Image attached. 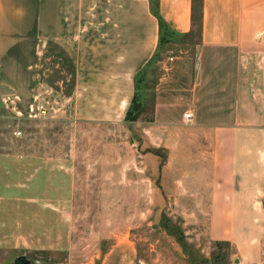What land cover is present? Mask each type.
Here are the masks:
<instances>
[{
    "label": "rangeland",
    "instance_id": "1",
    "mask_svg": "<svg viewBox=\"0 0 264 264\" xmlns=\"http://www.w3.org/2000/svg\"><path fill=\"white\" fill-rule=\"evenodd\" d=\"M179 43L182 49L162 52L146 69L144 110L134 121L126 120L129 108L118 121L79 111L72 63L37 44L30 99L0 95V227L9 231L0 237L18 226L21 239L18 250L0 249V264L23 257L32 264H191L163 229L164 215L183 229L198 264H264V217L240 220L239 246L218 244L224 241L211 235L208 204L191 202L192 195L175 201L185 197L177 186L178 176L185 182V161L170 153L191 141L153 131L150 123L163 80L179 89L177 97L190 94L199 36Z\"/></svg>",
    "mask_w": 264,
    "mask_h": 264
},
{
    "label": "crops",
    "instance_id": "2",
    "mask_svg": "<svg viewBox=\"0 0 264 264\" xmlns=\"http://www.w3.org/2000/svg\"><path fill=\"white\" fill-rule=\"evenodd\" d=\"M159 12L167 30L150 0H0V95L30 99L26 91L34 89L36 48L43 43L72 63L79 111L122 120L136 76L161 42L169 40L163 53L171 54L183 44L169 37L194 28L193 0H159ZM169 44L172 50L164 51ZM165 83L156 89L152 130L191 141L170 153L185 161V182L176 178L185 197L175 201L192 195L191 202L207 203L212 237L239 246L240 220L264 217V0H204L190 94L177 97L179 89ZM187 111L193 119L185 124ZM188 186L205 189L191 194ZM15 229L0 237V249L21 247ZM5 231L0 227V236Z\"/></svg>",
    "mask_w": 264,
    "mask_h": 264
},
{
    "label": "trees",
    "instance_id": "3",
    "mask_svg": "<svg viewBox=\"0 0 264 264\" xmlns=\"http://www.w3.org/2000/svg\"><path fill=\"white\" fill-rule=\"evenodd\" d=\"M150 2H151V8H152L153 13L159 19L161 30H164V29L167 30V25H166L165 21L163 20V18L161 17V14L159 12V0H150ZM203 4H204V0H193V23H194V28H193L192 32L189 35H186V36H183V37L194 36L195 32H197V34L199 36V41L201 40L202 30H203ZM181 38L182 37H176L175 35L169 37V39H171L173 42H176V43L180 42ZM168 43H169V40L167 42H164V41L161 42V49L159 50V52L153 57V59L149 62V64L145 67V69L142 70L136 76V80L139 77V83L137 84V82H136L135 96H134L133 101H132V103H131V105L129 107V110L127 112L126 120H128V121L136 120L137 116H138V114H134V112L136 110H139L138 111L139 113L143 112L145 104L143 103V97H142L143 95L140 93V90L142 89V84H144V81H145L143 79L145 71H146V69L148 67H150V64L152 63L154 58L157 57V56L159 57L161 55V53L163 52V48ZM145 86H146V84H145ZM138 92H139V94H138ZM138 96H139V99H138ZM145 98H146V95H145ZM138 112H136V113H138ZM161 221H162L161 225H162L163 229L167 232V234L175 237V239L181 245V247L183 248L185 253L187 255H189V261L191 262V264L200 263V261H201V259L199 258L200 254H197V252H195L193 250V247L187 242V238H186V235H185V232L183 231V229L180 226L176 225V224L173 225L172 222H171L172 221L171 218H169L166 215L163 216ZM217 243L218 244H223V243H229V242H217ZM202 261H207V260H202Z\"/></svg>",
    "mask_w": 264,
    "mask_h": 264
},
{
    "label": "water",
    "instance_id": "4",
    "mask_svg": "<svg viewBox=\"0 0 264 264\" xmlns=\"http://www.w3.org/2000/svg\"><path fill=\"white\" fill-rule=\"evenodd\" d=\"M172 48H173V44H169L167 46V48L164 49V51H171ZM20 260H21L20 264H32V262L30 260L25 259L24 257L21 258ZM17 264H19V263H17Z\"/></svg>",
    "mask_w": 264,
    "mask_h": 264
},
{
    "label": "built area",
    "instance_id": "5",
    "mask_svg": "<svg viewBox=\"0 0 264 264\" xmlns=\"http://www.w3.org/2000/svg\"><path fill=\"white\" fill-rule=\"evenodd\" d=\"M171 61H173V58H171ZM183 118L185 120V123H190L193 119V113L191 111H187L184 113Z\"/></svg>",
    "mask_w": 264,
    "mask_h": 264
}]
</instances>
